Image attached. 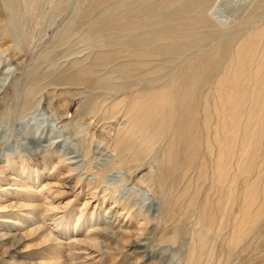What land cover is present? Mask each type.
<instances>
[{
	"label": "rangeland",
	"instance_id": "1",
	"mask_svg": "<svg viewBox=\"0 0 264 264\" xmlns=\"http://www.w3.org/2000/svg\"><path fill=\"white\" fill-rule=\"evenodd\" d=\"M0 78V264H264V0H0Z\"/></svg>",
	"mask_w": 264,
	"mask_h": 264
},
{
	"label": "bare ground",
	"instance_id": "2",
	"mask_svg": "<svg viewBox=\"0 0 264 264\" xmlns=\"http://www.w3.org/2000/svg\"><path fill=\"white\" fill-rule=\"evenodd\" d=\"M254 47H255V39L247 40L240 47V51H241V53H242L243 56H242L241 59L238 58V60H237V69L235 70V72H233L231 74V77H230L229 82H228L229 83L228 89H227V91H224V93H226L225 100L230 105L231 109L237 110V107L236 106L239 105V103H242V101L244 100L245 90H244V87H243L244 86L243 85V79L244 78H243L242 73L244 71V68L246 67V66H244L245 65V61H246V59L248 60L252 56ZM91 65H94V64H91ZM5 78L2 80L3 81L2 84L5 82ZM4 84L2 86H4ZM87 89H89V88H87ZM220 90H221V88H220ZM235 112H237V111H235ZM229 117H230V115H229ZM55 139H53V140L55 141ZM72 162H74V161L71 160L68 163H72ZM0 234L2 236H5V238H6V236L8 237V234H6L4 232H1ZM110 234L114 235V232H111ZM2 239H3V237H2ZM129 245L130 246H136V245H138V243L137 242L129 243Z\"/></svg>",
	"mask_w": 264,
	"mask_h": 264
}]
</instances>
